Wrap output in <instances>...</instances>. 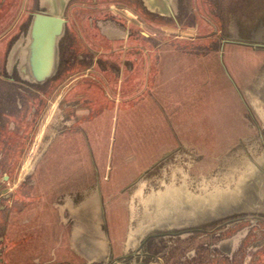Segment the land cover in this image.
<instances>
[{
    "label": "rangeland",
    "instance_id": "1",
    "mask_svg": "<svg viewBox=\"0 0 264 264\" xmlns=\"http://www.w3.org/2000/svg\"><path fill=\"white\" fill-rule=\"evenodd\" d=\"M159 1L0 0V264L136 246L148 264H264V0ZM33 14L64 20L41 83L9 57Z\"/></svg>",
    "mask_w": 264,
    "mask_h": 264
},
{
    "label": "water",
    "instance_id": "2",
    "mask_svg": "<svg viewBox=\"0 0 264 264\" xmlns=\"http://www.w3.org/2000/svg\"><path fill=\"white\" fill-rule=\"evenodd\" d=\"M63 23L64 20L56 14L32 16L22 47L23 63L19 69L28 81L41 83L53 74Z\"/></svg>",
    "mask_w": 264,
    "mask_h": 264
},
{
    "label": "crops",
    "instance_id": "3",
    "mask_svg": "<svg viewBox=\"0 0 264 264\" xmlns=\"http://www.w3.org/2000/svg\"><path fill=\"white\" fill-rule=\"evenodd\" d=\"M147 1V3H146V5H145V8H148V11H150V12H152L153 11V9H155L156 11H158L159 12V10H161L160 8H158L159 6H161V3H160V1L159 0H146ZM113 3V2H112ZM167 10H168V14L170 13V10L167 8ZM255 106L252 108V109H256V110H259L258 111V113H259V115L260 114H262V111H264V102L262 103V102H258V103H255L254 104ZM258 118V120H259V116L257 117ZM261 119L263 118V120H264V117H260ZM260 119V120H261ZM261 123V122H260ZM259 123V124H260ZM264 127V126H263ZM249 130L247 129V130H245V133L244 134H242V135H245L246 133H248L249 134V132H248ZM261 135H262V131H261V133L259 132L258 134H257V136H258V138H259V141H261L262 143H263V140H261L262 139V137H261ZM264 135V134H263ZM264 139V138H263ZM256 157H258V155H256ZM240 194H242V193H240ZM222 196V197H221ZM232 196V195H231ZM221 198V199H220ZM233 199V198H232ZM241 199H243V195H240V199L239 200H241ZM212 207L213 206H215V207H218V208H223V209H225L224 211H220L221 213L220 214H222V213H226V212H230V211H228L229 210V208L232 206V200L230 199V197H228V195H225V194H223V193H221L220 195H218V196H215V198L213 199V203H212V205H211ZM2 221V220H1ZM74 231H76L75 229H73V231H72V235H73V232ZM4 235H3V233H2V236H1V246L2 245H4L5 244V241H4ZM82 237H83V235H82ZM17 254L19 255V253L17 252ZM76 254H78V255H82L81 254V251H79L78 249L76 250ZM1 257V256H0ZM33 258H36V256H35V254H34V256H33ZM1 261H3L4 263H6V262H8V261H6V259L4 258V257H1ZM6 261V262H5ZM14 262H16V264H22V262L20 261V260H16V261H14ZM34 264H40V263H35V262H33ZM31 264V263H30Z\"/></svg>",
    "mask_w": 264,
    "mask_h": 264
},
{
    "label": "flooded vegetation",
    "instance_id": "4",
    "mask_svg": "<svg viewBox=\"0 0 264 264\" xmlns=\"http://www.w3.org/2000/svg\"><path fill=\"white\" fill-rule=\"evenodd\" d=\"M32 16H31V18H32ZM31 18H30V20H31ZM29 23H30V21H29ZM29 23H28V26H29ZM27 29H28V27H27ZM25 34H27V30H25L23 33L17 35V38H20V41L18 43L19 45L17 46V48L14 51H11V53L9 54L10 62H11V65L13 67V70H15V72L17 70L19 71V69L23 63L22 47L25 43V36H26ZM16 66H17V68H16ZM4 71H5V73H8L6 69ZM20 74L23 75V73H21V72H20ZM20 79H22L24 81V76L23 77L20 76ZM158 234L159 233L149 234L148 236L151 237V236H156ZM139 254H141V252L137 251V246H136L132 252H129L127 254L129 262H127V263L123 262L122 258L125 256H121V258H119V260L107 259L104 263H100V264H148V263H142L140 260H138ZM79 257H80V259H82V261H81L82 264H88L87 261L83 257H81V256H79Z\"/></svg>",
    "mask_w": 264,
    "mask_h": 264
},
{
    "label": "bare ground",
    "instance_id": "5",
    "mask_svg": "<svg viewBox=\"0 0 264 264\" xmlns=\"http://www.w3.org/2000/svg\"><path fill=\"white\" fill-rule=\"evenodd\" d=\"M261 159V158H260ZM250 160V159H249ZM251 164V163H250ZM252 165V164H251ZM260 165V164H259ZM264 166V165H263ZM250 170V169H249ZM251 173H252V171H251ZM255 173V172H254ZM240 177H241V175H240ZM242 180V179H241ZM251 181V180H250ZM241 182V181H240ZM260 182H261V180H260ZM257 183V182H256ZM258 184V183H257ZM262 184V183H261ZM243 185V184H242ZM244 187V186H243ZM227 190V189H226ZM240 191H242V190H240ZM224 192H226V191H224ZM236 193V192H235ZM237 194V193H236ZM230 196V195H229ZM222 197V196H221ZM234 197V196H233ZM235 197H237V196H235ZM261 197V196H260ZM221 199V198H220ZM231 200H232V198H231ZM236 201V200H235ZM234 202V201H233ZM236 209V208H235ZM216 211V210H215ZM240 211H242L241 209H240ZM100 213V212H99ZM148 213V212H147ZM190 214H191V212H190ZM218 214V213H217ZM170 218V217H169ZM162 219V218H161ZM166 219H168V218H166ZM101 220H102V218H101ZM191 220H193V219H191ZM154 221V220H153ZM164 221V220H163ZM176 221H178V220H176ZM185 221V220H184ZM149 222H151V221H149ZM148 222V223H149ZM181 223V222H180ZM189 223V222H188ZM168 224V223H167ZM174 224V223H173ZM141 225V224H140ZM142 225H144V224H142ZM163 225V224H162ZM170 225V224H169ZM136 226V225H135ZM138 226V225H137ZM168 226V225H167ZM161 228V227H160ZM143 230V229H142ZM147 230H149V229H147ZM139 231H141V230H139ZM143 232V231H142ZM141 232V233H142ZM129 234V233H128ZM127 234V235H128ZM142 235V234H141ZM129 236V235H128ZM87 252V251H86ZM100 255V254H99ZM97 257V256H96ZM100 257V256H99Z\"/></svg>",
    "mask_w": 264,
    "mask_h": 264
},
{
    "label": "trees",
    "instance_id": "6",
    "mask_svg": "<svg viewBox=\"0 0 264 264\" xmlns=\"http://www.w3.org/2000/svg\"><path fill=\"white\" fill-rule=\"evenodd\" d=\"M228 154H229V155L227 156V161L229 162L230 159H231V154H230L229 151H228ZM217 155H218V153H217ZM217 157H218V156H217ZM224 161H225V156H224ZM224 161L221 160L220 163H221V162H224ZM227 161H225V163H227ZM195 164H196V163H195ZM201 164H202V162H201ZM196 165H197V164H196ZM198 166L200 167L201 165H198ZM220 170H221V168H220ZM212 173H213V172H210V173H208V174L210 175V174H212Z\"/></svg>",
    "mask_w": 264,
    "mask_h": 264
}]
</instances>
